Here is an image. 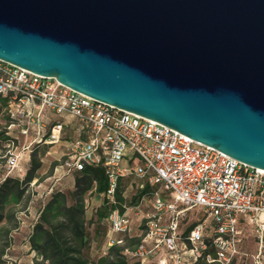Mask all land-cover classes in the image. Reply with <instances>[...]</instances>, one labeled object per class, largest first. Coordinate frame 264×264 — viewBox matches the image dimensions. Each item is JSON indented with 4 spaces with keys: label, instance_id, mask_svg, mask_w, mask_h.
<instances>
[{
    "label": "water",
    "instance_id": "95a60500",
    "mask_svg": "<svg viewBox=\"0 0 264 264\" xmlns=\"http://www.w3.org/2000/svg\"><path fill=\"white\" fill-rule=\"evenodd\" d=\"M0 59L264 169V0H0Z\"/></svg>",
    "mask_w": 264,
    "mask_h": 264
},
{
    "label": "built area",
    "instance_id": "2783aa9c",
    "mask_svg": "<svg viewBox=\"0 0 264 264\" xmlns=\"http://www.w3.org/2000/svg\"><path fill=\"white\" fill-rule=\"evenodd\" d=\"M2 97L7 98L9 127L21 126L25 142L30 139L24 148L33 141H59L72 122L77 138L61 167L70 173L103 166L111 202L120 181L139 179L136 188L146 190L139 202L125 205L124 211H109L106 249L123 244L125 234L132 235V208L141 219L142 238L126 251L142 264H236L244 256L247 264H264L263 168L196 142L158 120L90 97L55 77L0 59ZM52 114L61 120H53ZM12 143L11 137L6 147ZM5 155L9 171L19 168L20 154L9 148ZM148 195L151 208L140 214ZM198 208L208 221L199 219L183 230L186 212ZM247 231L258 245L253 253L243 249Z\"/></svg>",
    "mask_w": 264,
    "mask_h": 264
},
{
    "label": "rangeland",
    "instance_id": "374dc122",
    "mask_svg": "<svg viewBox=\"0 0 264 264\" xmlns=\"http://www.w3.org/2000/svg\"><path fill=\"white\" fill-rule=\"evenodd\" d=\"M52 119H60L58 116L52 114ZM61 120V119H60ZM66 122L68 119H65ZM10 118H8L6 110L3 108L0 111V132L7 131L8 136L13 138V143L9 147H2L0 149V185L4 183L6 177L11 179L22 180L23 186V198L19 204H7L4 211L12 214L13 218L8 221L7 219L0 223V230L2 228H8L6 234L1 235L0 232V244L5 242V264H34L37 258V252L31 249L30 234L33 231L35 223L38 220L39 213L44 207L45 203L51 198V196L58 192L69 193L74 189L76 174L73 171L70 173H64L63 164L64 158L72 150V142L77 138V131L74 130L75 125H71L69 122L63 130L61 139L54 143H46L44 141H33L28 148H24L29 142H25V137L20 132L21 126H10ZM71 125V126H70ZM48 129V127H47ZM11 149L12 152L20 154L19 168H15L9 171L7 165L6 150ZM39 161L41 164L35 170V177L32 181L26 182V174L34 167L35 162ZM139 183V179L135 177H126L122 181L124 186V195L127 199V206L133 207L135 204L130 203L133 196L138 193L136 188ZM105 196L103 194H91L86 198V220H88V231L90 234L91 242L90 247L87 248L86 253L88 257L96 261L102 254L105 253L106 240L109 231L108 222L102 221L101 223L97 219V209L102 205ZM151 208L149 195L143 200L139 213L149 211ZM132 218V235L140 236L141 232V219L139 214H136V210L129 209L128 211ZM185 219L182 223V229L186 230L191 224L201 220H207L206 214L203 210L191 209L186 212ZM99 226V227H98ZM4 232V231H3ZM120 237L123 234L119 235ZM258 245L251 235L250 231L246 232L243 249L248 253L256 251ZM236 264H247L249 259L238 258Z\"/></svg>",
    "mask_w": 264,
    "mask_h": 264
},
{
    "label": "trees",
    "instance_id": "16d2710c",
    "mask_svg": "<svg viewBox=\"0 0 264 264\" xmlns=\"http://www.w3.org/2000/svg\"><path fill=\"white\" fill-rule=\"evenodd\" d=\"M7 104V98L2 97L0 111ZM4 133V131L0 132V148L6 147V143L11 141V137ZM33 162H35L34 167L26 174V182L34 179L35 170L41 164L36 161V158ZM76 172L74 189L69 193L62 191L54 193L39 213L38 220L29 235L31 249L38 255L34 264H142L126 251L127 248H135L140 244L141 235L125 234L123 244L110 245L96 261L88 257L86 250L90 247L91 238L88 231V220H86L87 196L94 193L105 196L96 212L100 223L108 221L107 216L111 209L119 208L124 211L127 199L124 195L125 189L122 181L116 187L115 202H111L106 197L110 179L103 166H88ZM21 182L20 179L6 177L4 183L0 185V223L13 218V215L5 212L4 209L7 204L21 202L24 195ZM145 191H138L130 203H138ZM195 224L196 222L191 224L188 230ZM8 230L7 227L2 228L1 235L6 234ZM5 248V242L0 244V264H5V259H3ZM146 264L156 263L150 261Z\"/></svg>",
    "mask_w": 264,
    "mask_h": 264
}]
</instances>
